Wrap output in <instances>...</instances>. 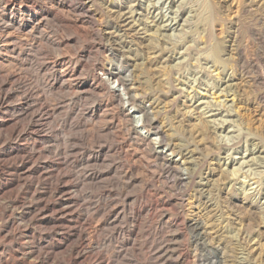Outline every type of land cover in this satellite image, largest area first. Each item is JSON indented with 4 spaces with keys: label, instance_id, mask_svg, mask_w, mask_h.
<instances>
[{
    "label": "rangeland",
    "instance_id": "obj_1",
    "mask_svg": "<svg viewBox=\"0 0 264 264\" xmlns=\"http://www.w3.org/2000/svg\"><path fill=\"white\" fill-rule=\"evenodd\" d=\"M0 13V72L51 117L34 126L44 141L27 115L0 128V264H264V0H0Z\"/></svg>",
    "mask_w": 264,
    "mask_h": 264
},
{
    "label": "bare ground",
    "instance_id": "obj_2",
    "mask_svg": "<svg viewBox=\"0 0 264 264\" xmlns=\"http://www.w3.org/2000/svg\"><path fill=\"white\" fill-rule=\"evenodd\" d=\"M53 1V0H52ZM24 3V2H23ZM54 3V2H53ZM51 5V4H50ZM31 6V5H30ZM51 6H53V5H51ZM33 8V7H32ZM54 8V7H53ZM5 11V10H4ZM11 12H12V10H10ZM18 12V11H17ZM51 12V11H50ZM10 13V12H9ZM1 14V13H0ZM14 14V13H13ZM19 14V13H18ZM52 14H54V13H52ZM51 14V15H52ZM20 16V15H19ZM47 16V15H46ZM53 16V15H52ZM3 17V16H2ZM9 17V16H8ZM51 17V16H50ZM55 18V17H54ZM10 19V18H9ZM56 19V18H55ZM32 20V19H31ZM37 20V19H36ZM53 20V19H52ZM9 21V20H8ZM55 21V20H54ZM10 22V21H9ZM19 24V23H18ZM6 26V25H5ZM37 28V27H36ZM2 30H3V28H2ZM7 47V46H6ZM8 48V47H7ZM6 50V49H5ZM4 49H3V52L5 51ZM1 51H2V49H1ZM4 54H6V53H4ZM8 69V68H7ZM11 70V72H12V69H10ZM9 71V70H8ZM8 72V73H6V71H5V74H4V72H0V118L1 119H3V120H0V128L2 127V128H6V130H9V132H11V133H14V131L17 129H14V126H13V123H14V120L15 119H19L18 117V115H20V116H22V118L23 117H25L24 115H27V118H28V120H27V122H26V124L23 122V125H26V127L28 126V128H30V129H32L33 131L31 132V135L32 136H34L35 138H38V141H44V140H46L48 137V134H42L41 132H39V130L37 131L36 129H34V126H36L37 124H39V123H41L42 121H44V119L45 118H48V120H49V118H51V117H49V107L47 106V105H45V106H42V105H44V104H42L41 106H38V105H32V104H30V103H28L27 102V100H29V94H20L21 96L19 97H17L16 99L14 98V97H16V93L18 92L13 86H11V82H14V81H12V80H15L16 78V75L14 74V72ZM105 72V71H104ZM4 75H3V74ZM16 73V72H15ZM19 73V72H18ZM111 74L113 75V78H114V80L115 81H117V82H119V81H123L124 79H123V77L120 75V73L118 74V73H116V74H114V73H112L111 72ZM70 75V74H69ZM21 76V75H20ZM18 77V76H17ZM69 77V76H68ZM67 77V79H69ZM15 78V79H14ZM12 79V80H11ZM18 79V78H17ZM11 81V82H10ZM17 81V80H16ZM19 81V80H18ZM21 82V81H20ZM19 82V83H20ZM22 84V83H21ZM70 84V83H69ZM13 85V84H12ZM22 85H25V84H22ZM20 87H22V86H20ZM19 87V88H20ZM18 88V89H19ZM20 90V89H19ZM23 90H24V88H23ZM28 90V89H27ZM123 90V89H122ZM31 91V90H30ZM21 92V91H20ZM21 93H23V92H21ZM30 93H32V92H30ZM36 93V92H35ZM119 93H117V95H118ZM32 96V95H31ZM34 97H36V96H34ZM32 98V100H33V96L31 97ZM37 98H38V96H37ZM40 98H41V96H40ZM41 100V99H40ZM17 101V103H15ZM44 101V100H43ZM43 101H41V102H43ZM12 102V103H11ZM47 103V102H46ZM142 110V109H141ZM146 112V111H145ZM18 114V115H17ZM26 118V117H25ZM24 118V119H25ZM23 119V120H24ZM147 121L149 122V123H147ZM151 121V120H150ZM148 119H147V116H146V122L144 123V125L145 126H150L151 125V122H150ZM19 125V124H18ZM42 125H44V124H42ZM53 125V124H52ZM144 126V127H145ZM17 127H19V126H17ZM51 127V126H50ZM40 128V127H39ZM42 128H44V127H42ZM25 129V128H24ZM30 129L29 130H27V131H30ZM38 129V128H37ZM50 129H52V128H50ZM20 130V129H19ZM18 131V130H17ZM23 132V131H22ZM48 132V131H47ZM50 132V131H49ZM20 133V132H19ZM53 134H55L54 132H52ZM25 135V134H24ZM31 135H29V136H31ZM22 136V135H21ZM13 137V136H12ZM19 137V136H18ZM11 138V137H10ZM28 140V139H27ZM21 141H23V139L21 140ZM30 141V140H29ZM28 142V141H27ZM35 142V141H34ZM23 143V142H22ZM28 144V143H27ZM36 145V144H35ZM23 146V145H22ZM26 147V146H25ZM17 149V148H16ZM23 149V148H22ZM25 150V152H26V148L24 149ZM21 151V150H20ZM28 151V150H27ZM16 152V151H15ZM19 154V153H18ZM36 154V153H35ZM24 155V154H23ZM30 154L28 153V156H29ZM23 158V157H22ZM29 158V157H28ZM53 158V157H52ZM24 159V158H23ZM58 159V158H57ZM19 161L21 160V159H18ZM26 160V159H25ZM56 160V159H55ZM55 160H54V162H55ZM60 162V161H59ZM58 161L55 163V166H56V169L55 170H51L50 169V171H49V173H50V175H51V178H53L54 180H56V181H58V183L56 184V181H55V184L54 185H56L54 188H55V190H57L58 192L57 193H60V192H63V191H67V189L69 188V186L67 185V184H64L61 180H63L65 177H66V175H64L63 173H61V170L60 171H58L59 170V168H60V165H61V162L59 163ZM21 163L22 164H24V161H22L21 160ZM63 163V162H62ZM7 164V163H6ZM48 164V163H47ZM51 164V163H50ZM8 166V165H7ZM51 166V165H50ZM49 166V167H50ZM54 166V165H53ZM62 166V165H61ZM54 168V167H53ZM52 168V169H53ZM24 169V168H23ZM35 171V170H34ZM16 172V171H15ZM30 173V172H29ZM36 173V172H35ZM48 173V172H47ZM37 174H38V172H37ZM17 175H18V172H17ZM20 175V174H19ZM31 175V174H30ZM33 175V174H32ZM40 175V174H39ZM47 175V174H46ZM68 175V174H67ZM73 175V174H72ZM29 176V175H28ZM43 176V175H42ZM18 178V177H17ZM49 178V177H48ZM48 178H47V180H48ZM68 178V177H67ZM74 178V177H73ZM90 178V177H89ZM65 180V179H64ZM69 180V179H68ZM38 181V180H37ZM49 181H51V180H49ZM48 181V182H49ZM70 181V180H69ZM71 182V181H70ZM69 183V182H68ZM74 183H75V181H74ZM51 184V183H50ZM70 184V186H73L71 183H69ZM52 185H53V183H52ZM77 186V185H76ZM5 187V186H4ZM74 188H76V187H74ZM47 190V189H46ZM68 192V191H67ZM66 192V193H67ZM73 192V191H72ZM2 193V192H1ZM64 193V192H63ZM69 193V192H68ZM56 194V193H55ZM62 195V194H61ZM66 195V194H65ZM68 195V194H67ZM75 197V196H74ZM62 200H58L59 201V203L57 204V205H55V209H53V216L57 219V220H59V221H62V219L64 218L65 219V217H71L72 216V212H71V208H70V206H69V202H70V198L68 197V196H66L64 199L63 198H61ZM77 200V199H76ZM43 203V202H42ZM36 204V203H35ZM52 204V203H51ZM42 205V204H41ZM43 207H46V208H48V205L46 206H44V204L42 205V208ZM39 208V207H38ZM45 209V208H44ZM26 210H27V208H26ZM30 210V209H29ZM36 210V209H35ZM39 210V209H38ZM147 210V209H146ZM40 211H41V209H40ZM73 211V210H72ZM76 211V210H75ZM161 211V210H160ZM47 212H49V211H47ZM78 212V211H77ZM29 213H31V212H29ZM33 213H35V212H33ZM72 213V214H71ZM39 214V213H38ZM75 214V213H74ZM163 214V213H162ZM42 215V214H41ZM46 215V214H45ZM51 215V214H50ZM80 215V214H79ZM35 216V215H34ZM53 217V218H54ZM50 218H51V216H50ZM72 218V217H71ZM74 218H76V216L74 217ZM78 219V218H77ZM82 219H84V218H82ZM86 219V218H85ZM32 220H33V218H32ZM76 220V219H75ZM87 220V219H86ZM53 221V220H52ZM67 221V220H66ZM72 221H74V220H72ZM79 221V220H78ZM82 221V220H81ZM76 222V221H75ZM46 223V222H45ZM13 224V223H12ZM11 225V224H10ZM66 225V224H65ZM79 226V225H78ZM78 226H76V227H78ZM82 226V225H81ZM73 227V226H72ZM72 227H71V229H72ZM75 227V226H74ZM84 227V226H83ZM193 228H194V230H198L199 228H200V224L199 223H197V222H194V224H193ZM80 229H81V227H80ZM76 231V233H75V235L76 236H79L80 234L77 232V230H75ZM1 232V231H0ZM81 232H82V230H81ZM80 232V233H81ZM202 234V233H201ZM13 236V235H12ZM75 237V236H74ZM4 238V237H3ZM11 238V237H10ZM13 238V237H12ZM34 238V237H33ZM79 238H80V236H79ZM12 240V239H11ZM82 240V239H81ZM78 241V240H77ZM80 241V240H79ZM4 243V242H3ZM31 244V243H30ZM71 245V244H70ZM73 245V244H72ZM68 246V245H67ZM63 247V246H62ZM76 248V247H75ZM75 248L74 247H68V251L66 250L67 248H65V250H66V252H68V254H70V256H71V254L72 253H74L75 252ZM64 250V251H65ZM95 250V249H94ZM77 251V250H76ZM51 252V251H50ZM48 254H50V253H48ZM67 254V253H66ZM67 254V255H68ZM97 254V253H96ZM220 254V253H219ZM73 255V254H72ZM95 255V254H94ZM100 255V254H99ZM47 256V255H46ZM86 256V255H85ZM90 256V255H89ZM101 256V255H100ZM49 257H50V255H49ZM74 257V256H73ZM79 257V256H78ZM82 257V256H81ZM92 257H93V255H92ZM99 257V256H98ZM46 258V257H45ZM47 258H48V256H47ZM85 258V257H84ZM84 258H82V259H84ZM96 258V257H95ZM94 258V259H95ZM69 259V258H68ZM70 259H72V257H70ZM69 259V260H70ZM214 259V258H213ZM72 260H74V259H72ZM80 260V259H79ZM104 260V259H103ZM102 260V261H103ZM107 260V259H106ZM68 261V260H67ZM98 261H99V259H98ZM76 262V261H75ZM81 262V261H80ZM79 262V263H80ZM104 262V261H103ZM103 262H97V263H94V264H103ZM107 262V261H106ZM105 262V263H106ZM109 262V261H108ZM48 263V262H47ZM57 263V262H56ZM72 263V262H71ZM86 263V262H85ZM110 263V262H109ZM224 263V262H223ZM74 264V263H73ZM107 264V263H106ZM211 264H220V261H219V259L218 260H216V259H214V260H212L211 261Z\"/></svg>",
    "mask_w": 264,
    "mask_h": 264
},
{
    "label": "clouds",
    "instance_id": "obj_3",
    "mask_svg": "<svg viewBox=\"0 0 264 264\" xmlns=\"http://www.w3.org/2000/svg\"><path fill=\"white\" fill-rule=\"evenodd\" d=\"M241 141H239L238 137H234L233 140H232V144L229 146V153L231 152L232 148L235 147V146H238V144L240 143ZM260 167L262 169H264V161H261L260 162ZM260 176H264V171H262L260 174ZM242 178V177H241ZM249 183H254L253 181L249 180L248 181ZM234 185H235V181H233V186L230 187V190H229V195L230 196H237V195H240V192L239 191H236L235 188H234ZM257 191V188L256 186L254 185L253 188H250L248 189L247 191L244 192V195L246 197H250L252 195L255 194V192Z\"/></svg>",
    "mask_w": 264,
    "mask_h": 264
}]
</instances>
